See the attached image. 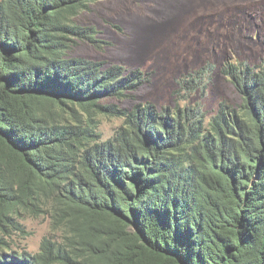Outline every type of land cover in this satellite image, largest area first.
<instances>
[{
  "label": "trees",
  "instance_id": "16d2710c",
  "mask_svg": "<svg viewBox=\"0 0 264 264\" xmlns=\"http://www.w3.org/2000/svg\"><path fill=\"white\" fill-rule=\"evenodd\" d=\"M100 1H0V264H264V66L225 65L239 103L210 117L121 109L145 74L73 55ZM44 197L68 237L14 249Z\"/></svg>",
  "mask_w": 264,
  "mask_h": 264
},
{
  "label": "rangeland",
  "instance_id": "374dc122",
  "mask_svg": "<svg viewBox=\"0 0 264 264\" xmlns=\"http://www.w3.org/2000/svg\"><path fill=\"white\" fill-rule=\"evenodd\" d=\"M92 8L75 19L96 30V42H76L73 55L139 69L148 79L121 109L135 102L157 109L202 105L210 117L220 102L239 103L225 65L264 66V0H101ZM123 119L97 117L101 141L112 138ZM40 202L38 214L17 216L22 232L14 236V249L34 255L43 240L68 237L66 226L53 219L52 199Z\"/></svg>",
  "mask_w": 264,
  "mask_h": 264
}]
</instances>
